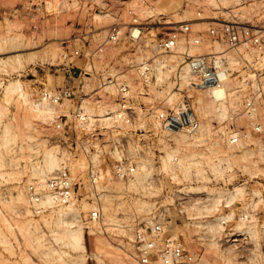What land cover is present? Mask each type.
I'll return each instance as SVG.
<instances>
[{
  "label": "built area",
  "instance_id": "1",
  "mask_svg": "<svg viewBox=\"0 0 264 264\" xmlns=\"http://www.w3.org/2000/svg\"><path fill=\"white\" fill-rule=\"evenodd\" d=\"M127 12L130 20L113 24L94 51L84 54L75 49L66 51L62 57L66 61L82 56L93 59L107 46L120 43L127 37L134 44L135 51L137 47L147 48L145 60L135 66L137 83L126 75L113 73L96 75L98 87L90 91L86 86L91 75L75 77V81L62 87H43L39 92L41 101L71 103L72 106L69 112H60L54 119L45 121L46 133L32 141L33 161L43 164L45 145L57 150L59 167L42 181L36 176L27 179L24 191L29 209L36 218L72 203H87L90 208L80 212L76 223L89 231L106 235L134 261L139 264H184L193 257L189 255L184 235L174 231L164 213L156 211L155 204L146 208L132 207L130 211L131 206L122 200L129 199L131 203V197H140L137 189L126 186L137 180L140 171L149 172L143 180L146 188H140L144 192L165 186L168 180L176 182L182 172L180 159L175 157L172 160L173 173L163 169L165 147L175 145L172 133L195 134L201 127L202 118L196 112L194 100L181 87L179 69L170 76L173 84L168 91L179 93L183 105L167 104L166 100L158 105H147L141 98L164 87L158 82L157 64L163 60L167 65V56L183 45L180 67L187 65L203 89H221L229 78L241 79L243 73H247L243 101L239 114L234 117L244 118V124H231V129L236 131L228 139L230 143L225 144L234 147L242 140L250 144L251 137H258L264 146V22L258 23L236 16L231 10L225 11L210 20L206 30L194 29L193 21L182 22L167 35L153 41L149 48L143 39L147 26L139 18L138 10L130 7ZM216 45L220 47L216 49ZM196 46L207 47V50L192 53ZM230 52H237L243 72L232 66ZM103 94L109 98L104 99ZM98 101L104 106V112L90 113L87 104ZM118 183L123 187L119 191L116 188ZM172 187L170 191L174 190V185ZM254 191L251 189L248 208L237 218L248 226L255 227L254 222H258L264 234V204L262 208L257 206ZM142 201L139 198L137 205ZM220 207L230 209L223 202ZM106 208L115 210V219L109 221V225L106 224ZM232 220H220L224 230L228 229L227 241L246 242L251 233L247 229L236 231L235 226H229ZM248 255L251 258L263 255L264 258V243L260 252L255 248L248 251Z\"/></svg>",
  "mask_w": 264,
  "mask_h": 264
},
{
  "label": "rangeland",
  "instance_id": "2",
  "mask_svg": "<svg viewBox=\"0 0 264 264\" xmlns=\"http://www.w3.org/2000/svg\"><path fill=\"white\" fill-rule=\"evenodd\" d=\"M244 2L246 6L251 4L259 6L257 14L249 18L263 23L264 0H244ZM152 4L157 6L156 8L159 7L161 12L158 14L155 12V16L150 18L147 16L144 18L146 10ZM204 5L203 2L194 3L192 0H0V36L4 35L10 39H13V36L16 39L19 38L17 39L19 42L16 39L13 40L16 43L24 40L19 51L20 53L26 52V55H23L24 63L21 65L8 64V66L5 64L7 67L3 63L0 65V108L3 112L0 117V264H139L102 233H94L82 226L87 250L82 254L81 251L67 247L63 241L56 239V236L61 233V228L55 223L45 224L43 217L36 218L32 213L26 215L25 206L17 199V196L21 190H24L27 179L34 176L32 165L39 164V161L32 160V141L46 133L47 125L27 107L22 96L17 93L6 95L4 89L9 82L20 80L26 89H32L31 91L37 95L43 87L50 89L62 87L75 81V77L86 73H90L89 75L95 79L96 88L98 87L96 75L121 73V75L130 77L133 83H137L135 66L138 62L131 63L130 59L132 57L138 59L141 55L134 53V44L127 37L115 46L106 47L100 56H95L93 59L82 56L66 61L62 56L66 51L71 52L75 49H80L84 54L94 51L104 41L113 24L130 20L127 12L130 7L138 10L139 18L147 26L143 39H145L144 44H147L146 47L149 48L153 41L167 35L182 22L193 21L194 29L206 30L210 25L209 21L223 12L231 10L235 14L230 6L221 4L219 7H207V9ZM201 18L205 22L202 28L197 25L201 23L199 20ZM249 18L246 17L250 20ZM25 41L29 43L28 47ZM35 43L37 45H34ZM52 47L57 50L55 59L43 52L46 48V50H51ZM182 48L183 46L180 50ZM10 49L12 52L7 53L6 48L4 53L0 52V58L18 52H14L16 49L9 47ZM31 50L34 53L38 52L40 56L37 55L35 59L27 61L25 57L32 54ZM197 50L198 48L194 51ZM205 51L202 50V52ZM172 54L178 55L176 51L170 53ZM177 58L181 59L179 56ZM91 62L95 65L94 69ZM89 66L91 68L88 69ZM170 74L174 75L173 72H170L169 76ZM169 76L164 80L167 81L166 83H160L164 89H156L153 95L143 96L141 100L147 105H158L163 102L164 99L160 95L158 97V94L164 91L167 88L165 85L168 86L167 84L171 82ZM103 98L108 99L109 97L103 94ZM65 104L72 106L71 103ZM233 116L223 123L213 119L211 121L213 127L216 130H230L232 123L239 126L244 124V118ZM6 124L11 126L8 142L4 139ZM28 134H32L31 139L28 138ZM225 142L222 143L223 150L230 151L231 149L225 145ZM44 147L46 152L48 148L45 145ZM235 149V153L240 154L241 151ZM243 163L245 160L241 157H234L231 169L228 168L223 173L215 174L213 169L206 165L205 168L203 167L205 169L203 172L211 178L208 181L199 180L197 176L200 174H192V180L187 179L180 172L179 180L177 179L176 182L170 183L168 180L165 186L155 187L156 190L149 192H144L142 189L136 190V193H140L138 194L140 197L130 198L131 203L134 202L133 205L129 203V199L128 201L122 200V203L130 205L131 209L128 208L130 211L132 207L138 206L136 201L139 198L146 200L149 204H155L154 209L164 213L174 231L185 237L189 255L193 258L188 259L184 264H264L263 255L262 257L257 255L255 258L248 255V251L255 248H259L260 252V247L264 243L261 224L254 222L255 227L252 226L254 229L250 232L251 237L239 244L227 241L225 235L228 229H221V219H218L234 210L235 217L229 226H235L238 231L240 221L237 217L241 211L248 208L251 189H255V193L256 190H261L264 194V164L260 162L259 175H253L251 171L243 169ZM243 183L248 186L245 195L238 199L228 211L220 207L213 213H207L212 207V198L218 197V192L224 194L225 198V195L227 197L236 186ZM203 184L208 186L210 194L208 191L202 194L188 192L187 188ZM173 185L174 190L170 191ZM116 188L119 191L120 186L117 185ZM256 195H254L255 202L262 208L264 202L256 198ZM198 203L202 206V213L192 216L194 210L192 211L191 208ZM185 207L186 209L190 207L188 209L192 212H188ZM79 208H82L81 204ZM88 209H81L80 212ZM29 218L33 219V222H39L40 230L35 231L33 225L28 223ZM109 221L112 222V220H107V225ZM39 235H43L42 242L38 241Z\"/></svg>",
  "mask_w": 264,
  "mask_h": 264
},
{
  "label": "bare ground",
  "instance_id": "3",
  "mask_svg": "<svg viewBox=\"0 0 264 264\" xmlns=\"http://www.w3.org/2000/svg\"><path fill=\"white\" fill-rule=\"evenodd\" d=\"M192 1L194 3L203 2L205 4L204 6L206 8L207 7L208 8L209 7L216 8V7H219L221 4L226 5V6H230L231 8H233V11L235 12L236 16H239L242 18L252 17L253 15L257 14L258 9H259V6L253 5V4H251L250 6H246L244 0H192ZM154 7L155 6H153V4L151 7L150 6L148 7V9L146 10V15L144 18H146V16L148 18H150L154 15L155 12L157 14L161 12V11H159L160 9H158L159 7L158 8H156L157 6L155 8ZM235 7L237 9H234ZM199 20L201 21V23H200L201 25L199 23L197 25L201 26V28H202V25H204L205 22H203L204 20H202V18ZM2 36H0V52L4 53L5 48H6V50L8 49L7 53H8V51L12 52L11 49H10L11 51L9 50V47H10L12 49H16V50H14V52L18 51L19 53L17 52L15 54H10V55L8 54L6 56H2L0 58V65L3 63L4 66L7 67L8 64H11V66L14 64H18V65L23 64L24 63L23 62V59H24L23 55H26L25 54L26 52L25 53L23 52L24 54L20 53L19 48L20 47L22 48V45H23L22 42L24 40L22 42H20L21 43L20 44V43H18L19 41L17 40L19 38L16 39L13 36V39H10L7 36L6 37L4 35H2ZM18 37H20V35H18ZM14 39H16L18 42L17 43L14 42L15 41ZM149 40H151V39H149ZM25 44L27 45V47L29 46L28 45L29 43L27 44L26 41H25ZM25 44H24V46H25ZM31 44H33V43H31ZM7 45H9L8 48H7ZM34 45H37V44L35 43ZM113 45L115 46V44H113ZM181 46H183V45H179V47L176 50V53L178 55L172 54V55L167 56V58H168L167 65L164 64L163 60H160L159 64H157L158 65L157 66L158 82L164 83L165 82L164 80L169 76L170 72H174L177 69H179V71L181 70V73H180V75H182L181 87L184 88L186 90L187 94L194 100L196 112L202 118V121H201L200 129L193 135H186L183 133H172L171 134L172 138L174 139L175 145H173V146L166 145V147H165L166 154L163 157L164 161H163L162 168L165 170L171 171L173 173L174 171L172 169H174V168L172 167V160L175 157H178L180 159V161H179L180 169H181L185 178L191 179L193 177L192 174L193 175H199L200 174L199 176H197V178L199 180L208 181L211 178H209L208 176H206L204 174V172H205L204 168L206 167V165L209 168L213 169L214 174L215 173H223V172L227 171L228 168H230V169L232 168V166L234 164V157L239 156L243 160H245V163H243L244 164L243 169L246 168V170L251 171V173L253 175H259L260 170H261L259 164H260V162H262L264 164V146L261 144L259 138L258 137H251L249 139L250 144H246L247 142L242 140L241 143L237 146H234V147L229 146V149H231V150L233 149V151L223 150L224 148L222 146V143L226 141L225 143L229 144L230 141L228 142V139L236 130H233L231 128H230V130H222V129L216 130L213 127V124L211 122L213 119H217V120H219L220 123H223L225 120L230 119L233 115L239 114V109H240L241 103L243 101V96H244L243 90L246 88V83H247V77H248L247 73H245V74L243 73L241 79L229 78L225 82L224 87L221 89H218V90L203 89L202 87H200L197 84L196 78L193 76V74L190 73L187 65L183 64L180 67L181 59H178L177 57L179 56L181 58V56L179 54L182 53L184 48H185V46H183L182 50H180ZM219 47H220V45H216V49H218ZM36 48H37V46H36ZM197 48H198V50L201 49L200 51L197 50L198 52H202V50L203 51L207 50V48L203 49L202 46H201V48L196 46L191 50V52L192 53H198L197 51H194ZM26 49L29 50L28 48H26ZM46 49L43 50V52L46 53V55H48V57H50V58L52 57L55 59L57 56V50L54 49L53 47L51 50H49V49L46 50ZM37 50H40V49H37ZM33 51H34V49H33ZM146 51H147V48L144 49L143 47H137L136 51L134 53L137 55H141V56L138 59H134V57H132V59H130L131 63L143 62L145 60V55L148 54V53H146ZM31 52H32V50H31ZM37 53L32 52V54H30V55L27 54L28 56L25 57L26 60L31 61V60L35 59L36 57L40 56V54L38 55ZM46 55H44V56H46ZM237 57H238L237 52H230V61L232 63V66H234V68L237 67L241 72H243L242 63L238 60ZM46 58H47V56H46ZM47 60H49V59H47ZM51 61H52V59H51ZM5 64H7V65H5ZM91 64L93 66L92 68L94 69L95 65L93 64V62H91ZM164 67L166 68V70L164 69ZM0 68H1V66H0ZM89 68H91V67L89 66L88 69ZM89 74L90 73H86L85 75H89ZM170 76H171V74H170ZM170 76H169V78H170ZM172 84H173V82L172 83L169 82L167 84L168 86H165L167 88L164 91L159 92L158 97H159V95L162 96V98L167 101V104L183 105L184 104L183 98L179 93H172V92L169 93L168 90H170L172 88ZM95 86H96L95 79L93 77L88 78L87 86H86L87 89L89 91L94 90L96 88ZM163 89H164V87H163ZM31 90L32 89H30V90L26 89L23 82L20 80L9 82V84H7L5 86V89H4L6 95L17 93L18 95L22 96L25 100V103L28 105L27 107L31 111H33L36 114L35 116H37L42 121H48V120L54 119V117L60 112H65V111L69 112L70 111L71 106L69 107L65 103L51 104L48 102L41 101L40 94L38 93L37 95H35L33 93L34 91L32 92ZM154 90H156V89H154ZM103 107L104 106H102V103H100L99 101L96 103L90 102L89 104H87V109L90 113L102 114L104 112ZM2 114H3V112L0 108V117ZM24 120H26V119H24ZM22 123H24V122L22 121ZM28 123H29V121H28ZM28 123H27V125H28ZM21 128H23V126H21ZM4 130H5L4 139L6 140V142H8V141H10L9 135L11 134L10 133V131H11L10 124H6ZM28 138L31 139L32 134L31 135L28 134ZM235 148H237L238 151H241L240 154L235 153V151H234ZM237 149H235V150H237ZM239 149H242V150H239ZM59 165H60V160L58 157L57 150L54 148H48L46 150V152L44 153L43 164H41V165L33 164L32 165V168H33L32 173L34 176L38 177L42 181L48 174L54 172L59 167ZM194 172H196V174ZM148 175H149V172L140 171L137 174V180L132 181L130 184H128L126 186L129 189H133V190L145 188V186L143 185V180ZM174 176H176V175L174 174ZM216 176H217V174H216ZM117 185H119L120 188L122 187L121 184H119V183ZM187 189H188V192H191V193L195 192V193H201L202 194L203 192H207V191L209 192V194L211 193L208 186L204 185V184L200 185V186H191L190 188H187ZM246 190H247V185L243 183L242 185L236 186L234 188V190H232L231 193L227 197L225 195V198H224V194H219L220 192H218V194H217L218 197L212 198V207L210 210L207 211V213H213L214 210L219 208L220 203L223 201H226V205L231 207L235 202H237L238 199L242 198L245 195ZM150 191H152V190H150ZM256 194H257V196H259V198L262 201H264V197H263L264 194L262 195L261 190H256ZM17 199L22 204H24L26 215H31V211L28 207V204H29L28 198H27L26 192L24 190H21L18 193ZM199 203H202V202L199 201ZM199 203L194 205L191 208L192 211L194 210L193 211L194 213L191 214L192 216H196V215L198 216L202 213V206H200L201 204H199ZM148 204H149V202L143 200L142 202H138L137 208H146V206L149 207L150 204L149 205ZM79 205L76 203H72L66 207H59V208L53 209L51 211V214L43 215L42 217H43V221L45 224L55 223L57 226H59L61 228V230H60L61 233H59L56 236V239L58 241H63L65 246L73 248L75 250H79L82 253V252L87 251L86 245H85V235H84V230H83L82 226L77 224L76 220L80 214L81 209H88L90 207L87 203L81 204L82 208H79ZM188 208H190V207H188ZM185 209H186V207H185ZM106 210L108 213V215H107L108 220H114V217H112V215H113L112 213L115 210L114 209L110 210L109 208H106ZM189 211H190V209H188V212ZM192 211H190V212H192ZM234 214H235L234 210H231V212L229 214L218 217V219L228 221V220L233 219ZM188 215L190 216V213H188ZM109 218H113V219H109ZM28 223L30 225H33L35 231L40 230V226L38 224L39 222L38 223L33 222V219L29 218ZM208 223H210V222L208 221ZM209 226H211V225H209ZM213 227H214V225H213ZM220 228L223 229V226L221 225ZM237 228L240 231L247 229L248 233L252 232L254 229L252 226H248L247 223H245L243 221H240L238 223ZM217 234H219V232ZM42 236L43 235L38 236L39 242H42V240H43ZM219 236H220V234H219ZM65 253H67V252H65Z\"/></svg>",
  "mask_w": 264,
  "mask_h": 264
}]
</instances>
